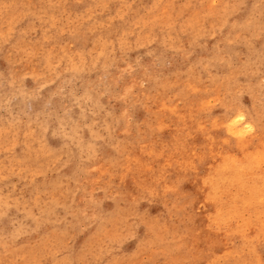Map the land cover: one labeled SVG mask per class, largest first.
Returning <instances> with one entry per match:
<instances>
[{"label":"rangeland","instance_id":"374dc122","mask_svg":"<svg viewBox=\"0 0 264 264\" xmlns=\"http://www.w3.org/2000/svg\"><path fill=\"white\" fill-rule=\"evenodd\" d=\"M0 264H264V0H0Z\"/></svg>","mask_w":264,"mask_h":264},{"label":"bare ground","instance_id":"6f19581e","mask_svg":"<svg viewBox=\"0 0 264 264\" xmlns=\"http://www.w3.org/2000/svg\"><path fill=\"white\" fill-rule=\"evenodd\" d=\"M246 109H247V108H246ZM243 113H244V112H243ZM236 114H237V115H236ZM236 114H235V116H234V114L232 115V116H234V119H233V121H232V124L230 125L231 127L234 125V128H235V124L237 123V121L243 120L242 118L244 117L243 115L240 114V112H239V114L236 112ZM229 120H230V119H229ZM248 122H249V121H248ZM248 122H247V123H248ZM249 123H250V122H249ZM249 123H248V124H249ZM250 124H252V123H250ZM229 130H230V129H229ZM237 132H238V131H237ZM246 132H247V131H246ZM241 134H242V133H241ZM260 160H261V159H260ZM249 162H250V161H249ZM260 162H261V161H260ZM236 163H237V162H236ZM239 164H240V163H239ZM243 164H244V163H243ZM226 165H227V164H226ZM228 167H229V166H228ZM244 167H245V166H244ZM247 167H248V166H247ZM217 168H218V167H217ZM237 169H238V168H237ZM241 170H242V169H241ZM222 171H223V170H222ZM222 171H221V172H222ZM224 171H226V170H224ZM228 172H229V171H228ZM220 175H221V174H220ZM220 175H219V176H220ZM217 176H218V174H217ZM217 176H216V177H217ZM221 176H223V175H221ZM216 177H215V178H216ZM243 177H244V176H243ZM212 178H214V177H212ZM246 178H247V177H246ZM246 178H245V179H246ZM224 180H225V179H224ZM246 180H247V179H246ZM222 181H223V180H222ZM250 182H251V181H250ZM209 183H210V182H209ZM241 183H242V182H241ZM241 183H240V184H241ZM252 183H253V182H252ZM244 184H245V183H244ZM255 184H256V183H255ZM240 186H241V185H240ZM243 186H244V185H243ZM260 187H261V186H260ZM260 187H259V188H260ZM240 188H241V187H240ZM250 188H251V187H250ZM250 188H249V189H250ZM244 189H245V188H244ZM210 190H211V189H210ZM259 190H260V189H259ZM255 191H256V190H255ZM242 192H243V191H242ZM260 192H262V188H261V191H260ZM242 195H243V194H242ZM210 196H211V195H210ZM251 196H252V195H251ZM255 196H256V195H255ZM255 196H253V197H255ZM211 197H212V196H211ZM229 197H230V196H229ZM212 198H214V197H212ZM256 200H257V199H256ZM251 201H252V200H251ZM254 201H255V200H254ZM234 205H236V204H234ZM223 213H225V212H223ZM228 213H229V212H228ZM226 215H227V214H226ZM219 221H220V220H219ZM221 221H223V220H221ZM222 223H223V222H222Z\"/></svg>","mask_w":264,"mask_h":264}]
</instances>
